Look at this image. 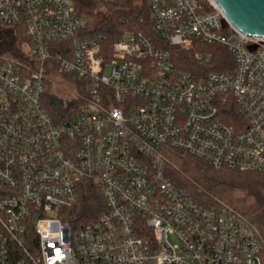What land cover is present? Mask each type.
Listing matches in <instances>:
<instances>
[{"label":"built area","instance_id":"2783aa9c","mask_svg":"<svg viewBox=\"0 0 264 264\" xmlns=\"http://www.w3.org/2000/svg\"><path fill=\"white\" fill-rule=\"evenodd\" d=\"M145 3L151 32L109 42L67 0H0V264H264L257 226L197 200L170 160L264 174V35L215 0ZM211 46L231 68H206ZM59 81L57 122L43 104ZM85 182L103 209L74 225Z\"/></svg>","mask_w":264,"mask_h":264},{"label":"trees","instance_id":"16d2710c","mask_svg":"<svg viewBox=\"0 0 264 264\" xmlns=\"http://www.w3.org/2000/svg\"><path fill=\"white\" fill-rule=\"evenodd\" d=\"M78 10L86 17L92 16L85 8L80 7ZM95 28L107 34L109 42L116 40L125 28L150 33V18L145 0L137 11H112ZM208 48L212 52V60L206 68L218 70L231 68V56L222 47ZM175 52L180 68L194 73L197 63L193 61L191 54L180 50ZM43 105L54 121H64L67 118V106L54 95L47 92ZM189 163V171L195 179L215 189L218 192V200L249 218L264 236V174L215 169L198 158H191ZM191 192L197 200L202 201L195 195L193 189ZM102 209L103 201L97 188L92 183L85 182L81 185L78 203L70 209L66 219L74 225H81L97 218Z\"/></svg>","mask_w":264,"mask_h":264},{"label":"rangeland","instance_id":"374dc122","mask_svg":"<svg viewBox=\"0 0 264 264\" xmlns=\"http://www.w3.org/2000/svg\"><path fill=\"white\" fill-rule=\"evenodd\" d=\"M72 3L77 9L82 7L91 12L92 16L88 19L94 27H98L100 23L114 10L137 11L143 6V0H67ZM203 7L201 11H204ZM56 81V80H55ZM60 85L49 84L47 91L56 97L65 98L69 96L62 88L63 82L59 81ZM171 157L172 163L177 168L174 173V180L187 185L190 190H194L195 195L204 202H209L212 197L218 198V192L210 187L207 183L198 181L189 171L190 159ZM219 199V198H218Z\"/></svg>","mask_w":264,"mask_h":264},{"label":"water","instance_id":"95a60500","mask_svg":"<svg viewBox=\"0 0 264 264\" xmlns=\"http://www.w3.org/2000/svg\"><path fill=\"white\" fill-rule=\"evenodd\" d=\"M215 1L236 28L250 35H264V0Z\"/></svg>","mask_w":264,"mask_h":264}]
</instances>
